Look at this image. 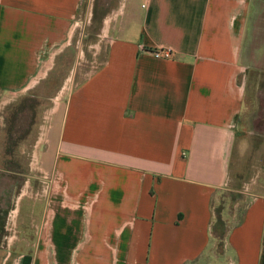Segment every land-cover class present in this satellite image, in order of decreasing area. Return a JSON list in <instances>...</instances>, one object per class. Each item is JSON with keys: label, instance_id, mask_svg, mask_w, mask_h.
I'll return each instance as SVG.
<instances>
[{"label": "crops", "instance_id": "1", "mask_svg": "<svg viewBox=\"0 0 264 264\" xmlns=\"http://www.w3.org/2000/svg\"><path fill=\"white\" fill-rule=\"evenodd\" d=\"M90 12L107 49L64 78ZM58 72L36 152L48 176L29 163L1 176L0 264H264V183L212 252L214 204L245 184L230 150L264 77V0H0V121Z\"/></svg>", "mask_w": 264, "mask_h": 264}, {"label": "rangeland", "instance_id": "2", "mask_svg": "<svg viewBox=\"0 0 264 264\" xmlns=\"http://www.w3.org/2000/svg\"><path fill=\"white\" fill-rule=\"evenodd\" d=\"M99 15L94 17L90 12L86 16L79 17L80 22L74 29L73 38L64 49L66 54L73 57V62L67 63L62 72L65 77L63 75L60 77L58 72L46 86V91L43 88L46 84L43 78L36 85L38 90L42 87L41 91L23 92L3 110L0 121L1 181L3 179L1 176L6 174L9 168L23 170L28 168V163L29 168L41 165L38 161L37 164L36 161L34 162L37 159L32 158L30 150L35 142L34 135L36 138L39 136V127L45 116L51 113L52 109L55 110L57 103L62 100L63 93H60L62 81L77 67V64L82 63L86 67L96 66L97 63L92 60L83 63V58H91L94 53H102L107 49L110 41L108 28L107 24H102ZM105 15L107 17V14ZM75 80L74 73L70 77V83ZM257 80V77L249 79V95L246 101L250 107L245 112L246 124L244 127L240 126L242 128L237 132L238 137L230 150L231 173L239 185L242 181L245 184L241 189L242 192L237 190L221 192L220 198L214 204L212 252L217 258L223 255L224 237L228 228L239 221L247 204L257 193L252 187L264 183V77ZM7 177L4 181L15 186L19 185V181H24L23 174H8ZM4 206H7V201H4Z\"/></svg>", "mask_w": 264, "mask_h": 264}, {"label": "built area", "instance_id": "3", "mask_svg": "<svg viewBox=\"0 0 264 264\" xmlns=\"http://www.w3.org/2000/svg\"><path fill=\"white\" fill-rule=\"evenodd\" d=\"M154 53H155L156 56H160V57H164V58L165 57H169L171 55L169 50H158V51H156ZM49 114L50 113H48L45 116L44 121L40 124L39 136H37V138H36V140H35V142L33 144V153L34 154H32V158L37 159V160H34V162L36 161V164H37V161L40 163V161L38 160L36 152L47 142L48 132H49V129H50V117H49ZM41 168H42L41 165H39V166L35 165V168H32V169H35L38 172H40L42 178L45 179L48 176V174H46V172H43Z\"/></svg>", "mask_w": 264, "mask_h": 264}, {"label": "trees", "instance_id": "4", "mask_svg": "<svg viewBox=\"0 0 264 264\" xmlns=\"http://www.w3.org/2000/svg\"><path fill=\"white\" fill-rule=\"evenodd\" d=\"M220 224H222V221L220 222Z\"/></svg>", "mask_w": 264, "mask_h": 264}]
</instances>
